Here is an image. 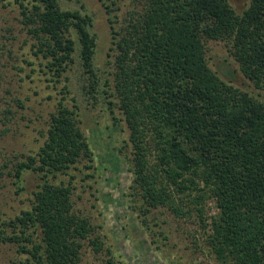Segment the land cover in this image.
Returning a JSON list of instances; mask_svg holds the SVG:
<instances>
[{
    "label": "trees",
    "instance_id": "trees-1",
    "mask_svg": "<svg viewBox=\"0 0 264 264\" xmlns=\"http://www.w3.org/2000/svg\"><path fill=\"white\" fill-rule=\"evenodd\" d=\"M15 1L55 81L62 83L78 54L87 95L102 91L114 132L126 122L131 153L121 154L143 202L134 209L144 226L150 230L152 210L167 208L195 218L218 264H264V101L225 81L207 58L209 41L227 42L245 77L264 90V0H251L241 14L229 0H135L123 19L112 16L114 1L101 0L114 53L113 80L103 85L95 18L84 5ZM61 95L43 147L15 169L19 185L29 171L41 181L32 208L5 223L14 231L5 241L31 246L21 245L30 256L22 264H80L88 240L102 249L91 220L74 209L72 184L53 181L82 160L94 162L78 101L67 104L68 85ZM210 197L221 207L211 218Z\"/></svg>",
    "mask_w": 264,
    "mask_h": 264
},
{
    "label": "rangeland",
    "instance_id": "rangeland-1",
    "mask_svg": "<svg viewBox=\"0 0 264 264\" xmlns=\"http://www.w3.org/2000/svg\"><path fill=\"white\" fill-rule=\"evenodd\" d=\"M60 1L67 9L81 10L84 5L94 16L93 31L98 36L95 66L102 85L108 77L113 80L109 15L102 1ZM112 1V16L123 19L133 9L135 0ZM229 1L241 14L251 0ZM32 29L34 26L26 24L15 0H0V264H22L30 257L21 249V245L31 248L28 244L5 241L14 235L5 223L32 208L34 192L41 181L29 171L19 185L15 169L19 162L35 156L43 147L64 85L71 90L67 104L72 105L73 98L78 101V119L94 151L93 163L82 160L68 174L53 180L56 184H72L75 211L91 220L95 227L92 239L99 238L102 243V249L97 251L89 240L84 241L80 264H218L205 248L206 232L195 223V218L180 219L169 209L159 208L146 217L150 230L144 226V217L140 218L141 212L134 209L141 208L143 202L132 189L134 178L129 162L121 154L131 153L126 122L122 121L114 132V121L102 91L95 99L87 95L84 87L88 81L78 54L62 83H57L43 54L37 53L39 40ZM207 47L209 65L215 72L264 101V90L257 89L245 77L227 42L209 41ZM90 165L92 168L88 169ZM207 210L210 218L220 213L216 198L208 199ZM33 238L39 242L40 233L33 234Z\"/></svg>",
    "mask_w": 264,
    "mask_h": 264
}]
</instances>
